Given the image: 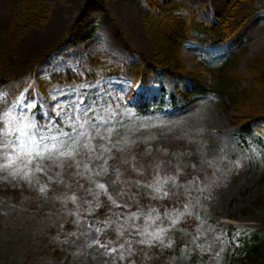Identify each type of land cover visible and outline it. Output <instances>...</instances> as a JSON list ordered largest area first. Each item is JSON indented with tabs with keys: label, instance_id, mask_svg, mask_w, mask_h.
Returning a JSON list of instances; mask_svg holds the SVG:
<instances>
[{
	"label": "rangeland",
	"instance_id": "rangeland-1",
	"mask_svg": "<svg viewBox=\"0 0 264 264\" xmlns=\"http://www.w3.org/2000/svg\"><path fill=\"white\" fill-rule=\"evenodd\" d=\"M181 1L208 20L223 14L230 2ZM45 2L50 7L47 19L23 31L6 46L0 59V72L7 80L0 87V110L13 106L53 131H69L75 118L82 115L72 110L75 102L78 97H86L85 106L91 104L93 109L88 113L92 123L103 120L114 127L111 144L115 148L110 153L107 174L92 175L91 180L88 173L78 175L84 170L82 166L77 169L74 162L63 167L47 162L48 174H36L31 184L26 180L6 181L0 173V264H150L155 252L165 250L174 254L164 264H249L237 258L236 250L239 238L264 229V201L261 206L254 203L257 180L264 170L259 144V140L264 144V132L253 130L242 142L235 120L258 112L261 96L255 94L242 109L235 110L213 94L183 100L175 83L163 73L148 86L109 78L101 68L95 79H88L90 56L113 65L136 62L140 54L153 57L144 27L145 0H109L106 12L88 13L72 30L70 26L84 0ZM263 50L264 11L247 21L226 45L208 49L203 55H207V63L217 64L234 52L239 56L234 68L244 74L248 62ZM199 56L196 44L188 43L180 49L186 71L201 81L210 80L216 71L199 63ZM66 70L79 73L82 81L53 85L45 94L38 91L42 79ZM30 90L32 97L28 95ZM161 93L162 108L145 113L137 110V102L151 101ZM173 98L176 106L171 104ZM37 109L43 121L37 119ZM100 132L106 134L104 127ZM125 140L127 143H123ZM92 143L98 147L105 141L97 138ZM77 159L87 161L88 157ZM102 163L94 161L90 167L98 170ZM157 171L161 178L175 177V184L169 181L165 185L167 197L160 198L162 194L143 187L152 182ZM93 180L105 183L108 195L121 207L105 194L97 197L100 190ZM41 186L46 188L44 193L39 190ZM258 191L264 199V183ZM73 195L75 203L65 199ZM150 209L157 210L164 219L162 226L168 228L164 243L151 247L138 243L142 237L128 227L144 224L143 216L128 220L132 212L147 213ZM166 212L178 218L172 227ZM177 237L181 243L175 251ZM113 248L115 253L109 251ZM192 252H196L194 262L188 260Z\"/></svg>",
	"mask_w": 264,
	"mask_h": 264
},
{
	"label": "trees",
	"instance_id": "trees-1",
	"mask_svg": "<svg viewBox=\"0 0 264 264\" xmlns=\"http://www.w3.org/2000/svg\"><path fill=\"white\" fill-rule=\"evenodd\" d=\"M109 0H84L79 12L74 17L70 30L82 23L90 12H106V2ZM144 27L153 49V57L147 58L140 54L136 62L121 65L107 64L95 56L88 58L90 73L86 78L95 79L98 68L105 76L114 79H128L148 86L158 81L159 73L165 74L175 83L176 92L186 100L192 96L213 94L227 101L228 108L235 110L243 108L244 102L259 94L262 106L258 112H251L246 117L235 120L237 136L241 141L253 130L264 132V50L253 57L247 64L244 74H238L234 66L239 56L234 52L224 57L219 63H207L206 50L222 47L232 36L252 17L264 11V0H230L223 14L213 20L202 17L196 9L181 0H145ZM50 13V7L45 0H0V59L6 46L13 44L20 34L44 22ZM89 36V35H86ZM192 43L200 48V61L203 66L213 70L214 77L201 81L186 71L180 49L183 45ZM208 68V69H209ZM190 79V82H188ZM82 81L79 73L71 70L50 74L48 79H42L37 85L40 93L45 94L53 85L78 83ZM7 80L0 72V87ZM21 86L22 84L19 83ZM163 90L161 89V92ZM33 96L32 90L28 93ZM172 106H176L174 98ZM164 106V94L161 93L151 101L143 99L137 102V110L145 113L148 110L160 109ZM36 117L43 121L42 114L36 110ZM262 160L264 162V144L259 140ZM264 183V170L257 180L258 190ZM254 203L261 206L264 199L258 191ZM103 212L102 209L99 210ZM179 238H175L174 250L180 248ZM237 258L249 264H264V229L245 234L239 238L236 250ZM173 251L155 252L150 264H164ZM188 260H196V252L189 253Z\"/></svg>",
	"mask_w": 264,
	"mask_h": 264
},
{
	"label": "snow or ice",
	"instance_id": "snow-or-ice-1",
	"mask_svg": "<svg viewBox=\"0 0 264 264\" xmlns=\"http://www.w3.org/2000/svg\"><path fill=\"white\" fill-rule=\"evenodd\" d=\"M85 99L86 97H78L75 102L72 110L74 112H81L82 115H78L75 118L70 125L69 131H65L63 128H56L53 131L47 125L38 124L26 113L18 112L13 106L0 110V149H2L0 151V173L4 174L3 178L6 181L8 179L26 180L31 184L32 178L36 174H48L47 162H52L60 167H63L67 162H74L77 169L82 166L84 170L83 172H78V175L88 173L90 174L88 176L90 180L92 175H106L108 160L112 159L110 153L115 148V145L111 144V133L114 131V127L107 125V121L103 120L98 124L92 123L88 117L89 111H93L92 105L85 106ZM101 127H104L106 134L100 132ZM97 138L105 141V143L97 147L92 143ZM257 139H260V137L258 136ZM123 143H127V141L125 140ZM98 152L99 154H97ZM106 154H108L107 158H105ZM84 155H87V161L77 159V157ZM100 160L103 163L99 165L98 170H93L90 164ZM156 167L159 169V165ZM56 175H59V173ZM119 175L120 173L117 171V178H119ZM51 178L49 176L50 180ZM169 181L175 184V177L161 178L157 171L152 182L143 185V187L151 189L154 193L162 194L160 198H163L169 194L165 190V185ZM92 182L100 190L95 194L97 197L100 194H105L114 205L121 207L115 200H112L111 195H108L105 183H99L94 180ZM36 183L39 184L40 181L37 180ZM135 183L137 186H140L139 181H135ZM39 190L41 193H44L46 188L41 186ZM88 191L91 193L92 190L89 189ZM153 198L156 197L154 196ZM65 199H70L73 203L76 202L75 195L65 197ZM142 216L144 217L143 226L136 224L128 225V227L135 229L137 235L142 237L138 243L149 247L154 243L163 244L164 236L168 231V228L162 226L164 219L161 218L156 209H150L147 213L143 211L132 212L128 220H138ZM165 218L170 221L169 227L174 226L178 219H173L167 212L165 213ZM125 224L127 225V220ZM96 231L99 233L101 229H96ZM93 244L102 248L105 247L99 241H93ZM166 246H170V243ZM121 248H123V245H121ZM109 251L115 253L117 250L113 248ZM120 258L123 259V255Z\"/></svg>",
	"mask_w": 264,
	"mask_h": 264
},
{
	"label": "bare ground",
	"instance_id": "bare-ground-1",
	"mask_svg": "<svg viewBox=\"0 0 264 264\" xmlns=\"http://www.w3.org/2000/svg\"><path fill=\"white\" fill-rule=\"evenodd\" d=\"M72 36H73V34H71V35H70V37L68 38V40H67V41H69V39H70Z\"/></svg>",
	"mask_w": 264,
	"mask_h": 264
}]
</instances>
